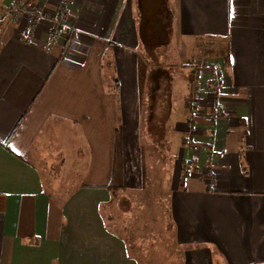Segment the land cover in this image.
I'll return each instance as SVG.
<instances>
[{
	"label": "crops",
	"instance_id": "obj_1",
	"mask_svg": "<svg viewBox=\"0 0 264 264\" xmlns=\"http://www.w3.org/2000/svg\"><path fill=\"white\" fill-rule=\"evenodd\" d=\"M60 1L0 24V264H134L103 209L147 100L168 101L172 154L194 160L176 242L264 264V0H71L58 26Z\"/></svg>",
	"mask_w": 264,
	"mask_h": 264
},
{
	"label": "rangeland",
	"instance_id": "obj_2",
	"mask_svg": "<svg viewBox=\"0 0 264 264\" xmlns=\"http://www.w3.org/2000/svg\"><path fill=\"white\" fill-rule=\"evenodd\" d=\"M152 103L144 101L139 111L138 148L124 146L121 136L116 146L115 171L119 181L111 190L110 201L104 205L105 225L119 236L134 264H201L193 259V253L207 252L209 248L211 264H221L216 245L183 247L176 242L172 198L176 188L182 185L180 180L185 170L184 164L172 154L170 142L180 132L174 128L168 101H155V110L147 111ZM190 145L195 149L194 143Z\"/></svg>",
	"mask_w": 264,
	"mask_h": 264
},
{
	"label": "built area",
	"instance_id": "obj_3",
	"mask_svg": "<svg viewBox=\"0 0 264 264\" xmlns=\"http://www.w3.org/2000/svg\"><path fill=\"white\" fill-rule=\"evenodd\" d=\"M71 0H61L59 6L60 22L57 25L61 26L68 19L67 6ZM35 0H15L12 6L6 11L0 12V24H8L19 21L25 17L28 25L34 27L38 18V11L34 6ZM222 115V111L217 112V117Z\"/></svg>",
	"mask_w": 264,
	"mask_h": 264
},
{
	"label": "trees",
	"instance_id": "obj_4",
	"mask_svg": "<svg viewBox=\"0 0 264 264\" xmlns=\"http://www.w3.org/2000/svg\"><path fill=\"white\" fill-rule=\"evenodd\" d=\"M227 58H228V57L225 58V64H226V65L228 64V63H227V61H228ZM182 164H184V170H185L184 176L182 177V180H181V183H182V185H183V183H184L185 179L187 178L188 173H189V171H190V169H191V166L194 164V160L192 159L190 162H186V161H184V162H182ZM112 189H113V188H112Z\"/></svg>",
	"mask_w": 264,
	"mask_h": 264
}]
</instances>
